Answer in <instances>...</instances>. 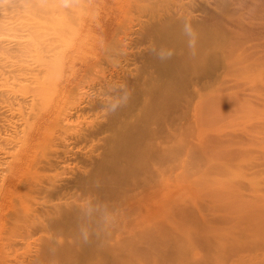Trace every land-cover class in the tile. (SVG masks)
Masks as SVG:
<instances>
[{
	"label": "rangeland",
	"instance_id": "374dc122",
	"mask_svg": "<svg viewBox=\"0 0 264 264\" xmlns=\"http://www.w3.org/2000/svg\"><path fill=\"white\" fill-rule=\"evenodd\" d=\"M168 2L170 8L165 10ZM223 3L221 6L218 0H0V213L3 214L0 222V264H57L49 258L50 247L74 239L67 232H60L59 227L69 224L66 219L54 215V210L44 216L36 212L43 205H51L58 200H49L41 185L39 192L35 190L39 185L29 188V180L26 185L24 180H16L18 183L15 184L18 167L15 166L9 174L10 163L26 155L28 132L36 114L48 107L69 109L76 105L78 96L60 95L61 87L64 88L68 82L72 84H69L71 88L79 84L85 85L86 90L87 86L94 87L92 95L100 108L105 107V100L117 107L115 97L121 94L123 99H128V88L140 79V74L154 71L148 61V55L153 53L152 40L142 37L145 28L153 23L152 12L156 11L155 14L163 17L179 5L187 9L185 12H190L192 17L187 18L189 21L202 22L213 16L209 23L212 21L215 32L226 36L225 47L231 53L225 54L224 58L222 54L221 62L229 64L237 54L238 63L235 70H231V65L229 70L223 65L218 70H209L211 79L203 81L206 91L200 93L203 95L213 90L212 95L203 99L202 106L199 99L193 97L188 105L177 110L175 128L179 134L187 135V142L175 145L172 169L164 162L159 166L163 173L160 195L145 200L135 211L139 215L143 208L146 214L160 196L164 200L158 198L157 201L166 202L164 204L173 209L160 213L166 230L155 228L142 237L140 233L134 235L132 245L123 246L129 249L112 245L115 238H110L109 246H105L112 248L108 254L116 260L112 261L110 257H105L107 261L101 259L110 264H175L185 254L187 256L188 251L185 250L196 245L190 233H195L197 228L190 225L193 218L185 210L196 214V206L207 211L208 208L210 211L212 207L222 206L238 218V264H264V0H224ZM124 28L129 30L127 36L122 34L126 53L115 44ZM107 41L112 42V48L105 49L100 60L95 62L99 46ZM102 74L108 77L112 87L104 96L98 89L103 92L107 88L93 83ZM218 88L222 89L217 93ZM189 95L186 92L181 97L185 99ZM32 99L35 106H31ZM196 107L200 110L196 125H187ZM101 115V112L94 116L84 114V118L77 120L74 116L70 121L72 125L79 124L76 129L97 125L96 121L106 126ZM167 122V118L162 120L164 143L169 139H166L169 135L166 126L171 124ZM151 128L158 127L153 125ZM58 136L56 128H49L46 134L47 139L56 140ZM178 139L180 141V136ZM190 141L193 146L189 145ZM89 142L81 143L75 149L73 146L69 148L79 151L77 155L83 158L94 147L92 157L98 160L102 156V142L99 139ZM54 149L56 147H46L42 143L39 147L34 145L29 154L31 161L39 164L33 173L40 179H54L53 185L47 187L48 192L59 184L61 176L64 177L61 172L65 166L60 165L58 170L41 169L45 153H53ZM166 152L163 148V153ZM75 163L69 161L70 166L66 168L83 167V164L76 166ZM5 178L8 182L2 190ZM76 194L79 196L80 192L75 187L61 197L65 211L75 208L74 205L87 207L82 199L75 203ZM98 215L101 216L100 213ZM52 221H59V230L51 224ZM121 221L124 224L125 220ZM172 226L175 231L171 230ZM221 227H227V224ZM126 229L123 226L120 229L124 237L130 236ZM173 232L177 235L174 236ZM44 241L45 244L42 243ZM231 243L234 242L229 239L226 245ZM226 245H220L217 254L208 253V260L226 256L229 252ZM198 252L201 257V251ZM176 257L179 261L175 260Z\"/></svg>",
	"mask_w": 264,
	"mask_h": 264
},
{
	"label": "bare ground",
	"instance_id": "6f19581e",
	"mask_svg": "<svg viewBox=\"0 0 264 264\" xmlns=\"http://www.w3.org/2000/svg\"><path fill=\"white\" fill-rule=\"evenodd\" d=\"M223 1L218 0L221 6L224 4ZM153 6L155 5L153 4ZM166 7L170 8L169 2L165 4V10ZM177 7L179 8H176V10L171 9V12H166L163 17H161L162 14H155L156 11L152 12L151 20H153V23L156 21L157 23H152L149 27L145 28V31L142 32V37L152 40L151 51L153 53L152 55H148V61L154 67V71L140 74V79L137 77L138 80L133 86L131 85L132 88H128L130 93L129 98L127 97L128 99H123L121 94L115 97L117 107L115 104L109 103L110 101L105 100L107 102L105 107L100 108L96 98L92 95L94 87L87 86L88 89L86 90L85 85L79 84L77 87L71 88L70 85L72 84L68 82L64 88L61 87L59 91L60 95L78 96L76 105L73 104L69 109L48 107L41 112L39 111L34 118L35 121L32 124L31 130L28 132L29 142L25 157L17 161L13 160L10 163L9 174L12 173L15 166L18 167V169L16 168L18 174L14 178V181L24 180L23 184L26 185V183L28 184L27 180H29V188L39 185L35 189L38 192L41 189V185L44 188L43 192H47L46 197L49 200H58L57 203L46 204L39 210H36L42 216L53 213L52 210H54V215L56 214L57 217L60 216V218L66 219L67 221L65 222L69 224H66L68 225L66 227L63 225L59 228L61 229V233L67 232L72 236L74 238L73 241H68L63 245L60 243L53 244L51 247L48 246L49 244L46 245L51 249L50 254L47 253L49 254V258L57 264H110L105 262V260L107 261V257L112 258L108 254L112 248L108 249L106 247L110 238H115V244H109L123 247L132 245V241H134L133 236L138 233L142 237L155 228L166 230L160 213L173 209L169 208V204H164L166 202H158L157 200L163 199L159 198L160 196L158 197L159 199H155L153 205H150L151 207L146 214L143 213V208L142 213L139 215L135 211L145 200H150L151 197L155 198L160 195L163 187V173L159 170V166L164 162L169 164L170 169H172V162L176 156L173 153L176 150L175 145H183L180 142H187L185 139L187 135H183V133L179 134L175 128L177 110H181V107L183 108L185 107L184 105H188L193 97L194 99H199V104L202 106L203 101L206 99L205 97L212 95L211 92L213 90L203 95L200 93L206 91L203 81L210 78L208 75L209 70H218L219 67L221 68V65H223V68L226 67V70H229V65H231V68L233 67L231 70H235V64L238 63L237 54H234V59L229 61V64L221 62L222 54H224V58L225 54L231 53L225 47L226 36L219 31L215 32L212 28V21V24L209 23V20H212V15V17L209 16V18L202 22L189 21L190 19L187 18L192 17L189 15L190 12H185L187 9H184L185 7L181 5ZM185 13H188V16ZM128 31V28H124L122 32L120 31L121 35L118 37V43H115L121 50L123 49V53H126V45H123V36H127ZM228 39L230 40V38ZM111 43L107 41L99 46L95 62L100 60L101 54L105 49L112 48ZM121 45H123V48H121ZM122 55L124 56V54ZM107 78V76L102 74L93 80V83H99L101 87L105 86L107 88L103 92L101 88L98 89V92H101L100 94L103 96L112 89ZM221 89H216V92H220ZM186 92L190 95L183 99L181 96L186 94ZM31 106H35L34 99H32ZM196 108H194L191 118L187 121V125L190 124L195 127V119L199 116L200 111ZM80 111L82 112L79 113ZM95 112L98 114L99 112L102 113L101 117L105 119L106 126H101L96 121L97 125L94 124L88 128L82 126L76 129L79 124L72 125L73 123L70 121V118L74 116L77 120L84 118V114L94 116ZM130 112L137 113L130 114ZM164 118L168 119L166 124H171L166 126V133L169 134L166 136V139H169L165 143L161 137L164 132L162 123ZM186 119L188 118L186 117ZM98 125L101 127L98 128ZM153 125H156L158 128H151ZM184 126L180 127L181 130L184 129ZM49 128L59 130V136L56 140L54 138H46ZM178 136H180V141ZM95 139H99L102 142V156L98 160H93L92 157L94 156V147L91 148V151L88 150V154H85L83 158L77 155L79 151H73L72 149H75L81 143L94 142ZM42 143H45L46 147L51 146L56 147V149L53 150V153L52 151L45 153V161L41 169L58 170L61 168L60 165L65 166L61 172V175L64 177L61 178V176L59 178V184L55 185V188L50 192H48L47 187L53 185L54 179L52 177H47L46 179L38 178L33 173V170L38 169L39 164H35L34 160L31 161L29 155L32 153L34 145L39 147ZM192 144L193 142L190 141L189 145L193 146ZM69 146L73 147L70 149ZM163 148H166V153H163ZM69 161H75L76 166L79 163L83 164V167L72 166L66 168V166H70L68 165ZM6 181L7 179L5 178L1 185L2 190L6 188V183L8 182ZM17 183L18 181L15 182V184ZM75 187L80 192L79 196L76 194L78 198L75 199V203L82 199L86 201L87 207L83 204V208H77L78 206L74 205V203L70 206L74 205L75 208L71 207L65 211L61 203V197L66 191ZM0 206L2 207V203H0ZM68 207L69 205L66 209ZM221 207H212L210 211L208 208L207 211L204 208L196 206V214L185 210L187 215L193 218L190 225L197 228L195 233H190L196 241V245L190 247L191 251L185 250L188 251L189 256L188 253L187 256L185 254L180 261L176 257L175 260L179 262H175V264H216L217 262L218 264H221V262L222 264H238V218L232 216L233 212L228 209L224 210V207ZM235 210L238 212V204H236ZM179 211L181 215H184L183 211ZM99 213L101 216L98 215ZM2 215L0 213V222ZM59 219L57 218V220ZM122 219L125 220L124 224H122ZM54 220L56 221V219ZM53 221L51 224L58 228L59 221L55 223ZM222 224H227V227H221ZM122 226L128 229L129 232L127 231V233L130 236H123V229L122 231L120 230ZM170 228H172V231H175L173 226ZM60 235L62 236V234ZM176 235L174 233V236ZM72 237L70 238L72 239ZM229 239L234 243L226 245ZM189 240L192 241L193 239ZM42 243L45 244V241ZM224 244L229 251L227 255L218 259L208 260V253L217 254L220 250V245ZM123 248L129 249L130 247ZM198 250L201 251V257ZM179 254L178 256L181 255ZM113 258L111 260L115 261L116 259L114 260ZM46 259L47 257L44 260ZM53 264L55 263L53 262Z\"/></svg>",
	"mask_w": 264,
	"mask_h": 264
}]
</instances>
